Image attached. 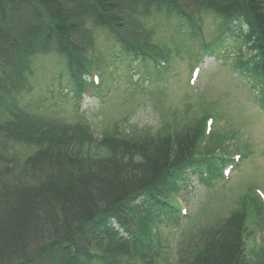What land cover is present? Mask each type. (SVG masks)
Listing matches in <instances>:
<instances>
[{
	"label": "trees",
	"instance_id": "1",
	"mask_svg": "<svg viewBox=\"0 0 264 264\" xmlns=\"http://www.w3.org/2000/svg\"><path fill=\"white\" fill-rule=\"evenodd\" d=\"M198 9L220 18L202 54L232 56L264 106V0H0V264H158L154 234L162 221L181 218L180 192L191 177L209 182L231 160L229 167L238 165V155L210 138L193 142V133L173 140L104 136L97 144L105 152L89 156L80 150L93 141L85 126L29 113L12 99L39 50L60 53L69 77L83 86L97 27L159 75L163 51L146 49L131 26L163 13L194 35ZM10 141L33 150L21 155ZM245 219L231 215L213 225L185 264H264V250L253 260L247 255Z\"/></svg>",
	"mask_w": 264,
	"mask_h": 264
},
{
	"label": "rangeland",
	"instance_id": "2",
	"mask_svg": "<svg viewBox=\"0 0 264 264\" xmlns=\"http://www.w3.org/2000/svg\"><path fill=\"white\" fill-rule=\"evenodd\" d=\"M198 13L194 35L187 23L163 13H150L131 26L134 38L148 41L146 49L163 51L159 59L165 62L159 64L165 69L159 75L151 61L147 72L142 62L123 55L97 27L83 86L69 77L63 56L50 48L29 56L22 86L12 97L29 113L85 126L93 141L85 140L80 150L89 156L105 152L97 144L104 136L168 135L173 140L193 133V142L210 138V145L240 157L237 166L228 169L235 163L231 160L223 176L209 182L191 177L180 192L181 218L162 221L154 234L160 243L158 264H185L213 225L231 215L246 217L247 255L253 260L264 250V106L233 69L232 56L202 54L201 45L216 37L220 18L208 9ZM6 145L21 155L33 150L12 141Z\"/></svg>",
	"mask_w": 264,
	"mask_h": 264
}]
</instances>
